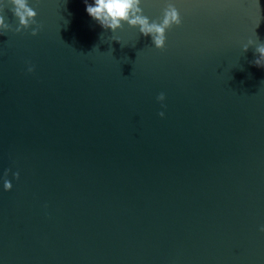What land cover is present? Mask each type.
I'll list each match as a JSON object with an SVG mask.
<instances>
[{
	"label": "water",
	"instance_id": "95a60500",
	"mask_svg": "<svg viewBox=\"0 0 264 264\" xmlns=\"http://www.w3.org/2000/svg\"><path fill=\"white\" fill-rule=\"evenodd\" d=\"M93 2L0 35V264H264V0H141L163 50Z\"/></svg>",
	"mask_w": 264,
	"mask_h": 264
},
{
	"label": "clouds",
	"instance_id": "9594fccd",
	"mask_svg": "<svg viewBox=\"0 0 264 264\" xmlns=\"http://www.w3.org/2000/svg\"><path fill=\"white\" fill-rule=\"evenodd\" d=\"M11 5L13 16L18 21V25L13 29L10 23L6 22L4 16V6L0 3V35L7 34L10 31L20 33L22 30L32 29L31 35L37 36L41 25L36 21L37 12L29 5V0H6ZM86 12L105 30H111L115 33L126 23L132 28H138L139 32L145 37H151L152 43L157 50H163L166 44V33L173 26L179 27L182 23L180 13L177 8L169 3L163 12L160 21L150 22L143 14L141 0H94L93 3H86ZM119 42L118 40H116ZM120 43V42H119ZM255 45L254 55L256 59L252 61L253 65L264 68V42L249 40L243 46V51L247 52L250 46ZM98 48V47H97ZM34 71L33 67L28 68V72ZM158 101L163 103L165 95L161 93L157 97ZM164 118V112L159 113ZM7 171L5 177H7ZM15 179H19V172L13 174ZM3 187L5 191H11L13 185L8 179H4ZM264 232V226L260 228Z\"/></svg>",
	"mask_w": 264,
	"mask_h": 264
}]
</instances>
